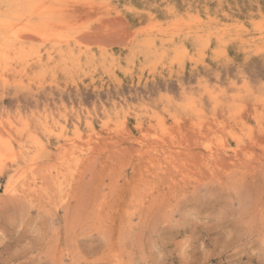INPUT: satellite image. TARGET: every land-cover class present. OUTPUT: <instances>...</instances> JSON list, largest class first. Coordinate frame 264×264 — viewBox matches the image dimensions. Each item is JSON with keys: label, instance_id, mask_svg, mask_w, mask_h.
Here are the masks:
<instances>
[{"label": "rangeland", "instance_id": "1", "mask_svg": "<svg viewBox=\"0 0 264 264\" xmlns=\"http://www.w3.org/2000/svg\"><path fill=\"white\" fill-rule=\"evenodd\" d=\"M0 25V264H264V0H0Z\"/></svg>", "mask_w": 264, "mask_h": 264}, {"label": "bare ground", "instance_id": "2", "mask_svg": "<svg viewBox=\"0 0 264 264\" xmlns=\"http://www.w3.org/2000/svg\"><path fill=\"white\" fill-rule=\"evenodd\" d=\"M45 11V10H44ZM44 11H40L41 12V14L43 15L44 14ZM13 24L14 23H9L8 25H7V29H6V34H4V36L3 37H1L2 38V42L3 43H7L8 41H11L12 39L10 38V37H12V34H13V30H14V28H13ZM6 26V25H5ZM4 31V26L3 25H0V34L2 33ZM19 36H21V35H19ZM18 37V36H17ZM20 38V37H19ZM162 123V122H161ZM91 128V130H93V127H90ZM166 129V128H165ZM75 131L78 133V128H75ZM144 132L146 133V131L144 130ZM60 134H62V132L60 133ZM59 134V135H60ZM144 135V134H143ZM142 135V136H143ZM145 135H147V134H145ZM160 135V134H159ZM153 136H154V134H153ZM216 136V135H215ZM154 140H155V138H154ZM6 141V140H5ZM0 143H4V144H6V146H8L9 147V144H8V142H4L3 140H2V137L0 136ZM66 146V145H65ZM152 146V145H151ZM62 148V147H61ZM152 149V148H151ZM79 150V149H78ZM210 151V150H209ZM218 151V150H217ZM211 152H213V151H211ZM219 152V151H218ZM63 154V153H62ZM216 156V155H215ZM208 159V158H207ZM206 163H207V161H206ZM209 163V162H208ZM211 168H213V167H211ZM17 181V180H16ZM15 190V189H14Z\"/></svg>", "mask_w": 264, "mask_h": 264}]
</instances>
